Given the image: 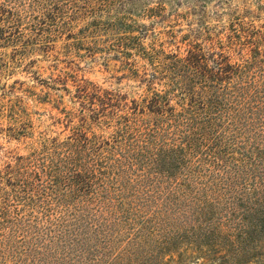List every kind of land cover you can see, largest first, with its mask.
Instances as JSON below:
<instances>
[{
  "label": "rangeland",
  "instance_id": "rangeland-1",
  "mask_svg": "<svg viewBox=\"0 0 264 264\" xmlns=\"http://www.w3.org/2000/svg\"><path fill=\"white\" fill-rule=\"evenodd\" d=\"M44 10L50 17L39 19ZM241 28L264 31V0H0V189L33 170L40 176L34 189L47 183L41 193L51 202L62 197L69 205L85 203V195L78 198L62 186L65 144L80 135L99 145L120 137L116 132L124 122L118 118L131 116V101L167 89L161 77H150V58L185 57L193 47L215 51L218 40L226 43L233 29ZM261 47L259 91L264 92V43ZM172 93L179 95L176 88ZM107 98L119 105L111 107ZM130 125L129 137L139 130V123ZM86 160L79 158L72 167L85 168ZM140 166L127 169L116 182L105 171L106 180L113 181L94 206L104 207L94 223L99 231L86 227L74 249H64L59 241L30 249L21 234L13 235L16 223L0 219V264H211L205 257L210 246L236 263L252 249L251 244L232 246L242 211L234 209V198L250 204L245 199L257 177L241 172L225 186L203 172L201 182L189 178L188 187L167 196L158 194L170 188L161 191L145 163ZM172 175L173 183L184 176ZM204 184L211 189L203 191ZM34 208L23 216L26 225L32 224L26 215L41 214ZM60 211L52 205L50 215L58 217Z\"/></svg>",
  "mask_w": 264,
  "mask_h": 264
},
{
  "label": "trees",
  "instance_id": "trees-1",
  "mask_svg": "<svg viewBox=\"0 0 264 264\" xmlns=\"http://www.w3.org/2000/svg\"><path fill=\"white\" fill-rule=\"evenodd\" d=\"M55 6L50 5V9ZM48 17L50 15L44 10L39 19ZM261 43H264V31L233 29L226 37V43L221 39L217 41L215 51L193 47L185 57L161 53L157 61L150 58L148 62L153 68L150 77L154 80L161 77L167 82V89L152 92L139 103L131 101V116L118 118L124 126L118 128L116 133L121 135L116 140L99 145L80 135L64 146L68 152L62 160L67 168L62 186L78 198L85 195L86 202L69 205L62 197L51 202L46 193H41L47 190L48 184L41 183L34 189V181L40 180V176L36 171L26 170L23 180L8 179L7 189H0L2 222L11 224L9 221H14L13 235L21 234L23 242L29 241L30 249H45L56 241L64 249H74L86 227L99 231L100 226L94 223L102 216L104 207L94 206L102 197L100 194L107 190L109 181L115 177L116 182L133 166L145 163L153 173L152 180L162 185L161 191L170 188L158 194L167 196L175 188L188 187L189 178L196 183L200 178L201 182L203 172L219 178L225 186L233 185L232 179L247 172L258 180L252 185L253 191L247 193L251 196L247 195L245 200L250 204H243L242 198H234V209L238 207L242 211L232 246L251 244L252 249L236 263L231 262L230 257L216 255L219 253L216 246H210L208 253L211 255L205 257L211 264L217 260L221 261L218 264H248L250 260L257 264L259 258L264 261V194H261L264 191V92L259 91L263 86ZM233 55L239 56L238 61H233ZM175 88L179 91L178 96L172 93ZM172 98L177 99L175 105H172ZM108 99L111 107L119 105ZM132 122L139 123V130L129 137ZM239 141L242 142L240 146ZM151 150L154 153L146 155ZM134 152L139 155L129 157L128 154ZM234 154L241 160L234 159ZM84 157L87 158L86 167L80 164L74 169L72 166ZM98 162H104L103 167ZM108 170L113 178L106 180L105 171ZM68 171L71 173L67 174ZM172 173L184 176L173 183ZM97 174L102 179L94 183ZM200 186L203 191L211 189L205 184ZM91 201L95 204L88 206ZM52 205L61 210L58 217L50 215ZM34 207L42 210L41 214L33 216L31 212L26 215L32 223L26 225L23 216L27 208ZM105 207L108 209L109 205ZM231 213L235 215L234 211Z\"/></svg>",
  "mask_w": 264,
  "mask_h": 264
}]
</instances>
